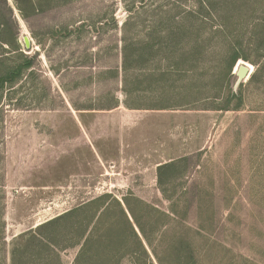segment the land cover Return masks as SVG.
Wrapping results in <instances>:
<instances>
[{"label":"rangeland","instance_id":"374dc122","mask_svg":"<svg viewBox=\"0 0 264 264\" xmlns=\"http://www.w3.org/2000/svg\"><path fill=\"white\" fill-rule=\"evenodd\" d=\"M40 5L23 19L0 0V37L19 47L0 41V74L32 58L0 91V264L19 233L89 199L131 192L166 209L160 189L187 191L200 264H264V0ZM234 47L248 60L226 74ZM179 53L192 71L166 68ZM241 64L242 105L219 110ZM160 77L172 82L164 98ZM181 157L159 185L157 166Z\"/></svg>","mask_w":264,"mask_h":264},{"label":"trees","instance_id":"16d2710c","mask_svg":"<svg viewBox=\"0 0 264 264\" xmlns=\"http://www.w3.org/2000/svg\"><path fill=\"white\" fill-rule=\"evenodd\" d=\"M12 1L23 19H28L41 9L42 0ZM4 2L7 4V0ZM7 9L11 11L9 5ZM0 27L5 32V22H1ZM0 41L14 49L19 48L11 40L6 41L0 37ZM189 58L185 53H179L174 60L169 57H164L163 60L167 69L188 72L194 69ZM239 59L247 61L248 57L236 47L231 48L226 74H230ZM31 65L32 58L20 53L15 64L0 74V91L5 83L14 82ZM253 76L251 74L250 78ZM159 82L164 91L160 95L164 98L168 96L165 89L171 87L172 82L165 81L162 77ZM192 86L196 88L195 85ZM241 86L242 83L239 84L238 91L234 92L227 85L223 96L214 97L224 99V105L219 110H226L233 100L234 109L242 105ZM204 99L205 97L200 96L190 102L197 103ZM174 104L167 103L173 105V108L179 107L181 103L177 101ZM183 160L186 157L157 166L159 185L165 182L164 177ZM160 191L170 202L166 209L144 201L131 192L123 195L121 200L105 193L39 223L16 236L11 248V264H62L60 252L68 248L77 249L71 264H121L125 257L135 264H200L198 255L201 253L194 237L203 236V244L206 241L201 231L185 223L189 209V199L184 196L187 191L181 192V195H175L174 189ZM180 201L184 202L182 209H178ZM84 211L89 214L83 213ZM199 227L203 228L202 225Z\"/></svg>","mask_w":264,"mask_h":264},{"label":"water","instance_id":"95a60500","mask_svg":"<svg viewBox=\"0 0 264 264\" xmlns=\"http://www.w3.org/2000/svg\"><path fill=\"white\" fill-rule=\"evenodd\" d=\"M24 40H25L26 45H29L27 38H25ZM235 72L237 75V79L235 81L234 88L238 87L240 82L248 77V75L250 74V70L248 69L247 66L241 64V65H238Z\"/></svg>","mask_w":264,"mask_h":264},{"label":"crops","instance_id":"0c3cea01","mask_svg":"<svg viewBox=\"0 0 264 264\" xmlns=\"http://www.w3.org/2000/svg\"><path fill=\"white\" fill-rule=\"evenodd\" d=\"M205 111V110H204ZM175 158H170L169 160H174ZM90 200V199H89ZM38 225V224H37ZM77 251V250H76ZM75 255H76V253H75Z\"/></svg>","mask_w":264,"mask_h":264},{"label":"bare ground","instance_id":"6f19581e","mask_svg":"<svg viewBox=\"0 0 264 264\" xmlns=\"http://www.w3.org/2000/svg\"><path fill=\"white\" fill-rule=\"evenodd\" d=\"M246 66V65H245ZM248 67V69H249V66H247Z\"/></svg>","mask_w":264,"mask_h":264}]
</instances>
